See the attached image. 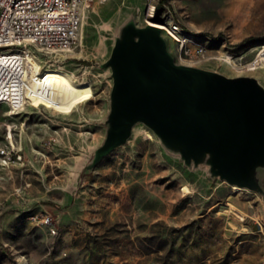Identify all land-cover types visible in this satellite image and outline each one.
Masks as SVG:
<instances>
[{
	"label": "rangeland",
	"instance_id": "1",
	"mask_svg": "<svg viewBox=\"0 0 264 264\" xmlns=\"http://www.w3.org/2000/svg\"><path fill=\"white\" fill-rule=\"evenodd\" d=\"M160 1L205 45L193 66L264 87V62L247 67L264 48V0ZM130 21L146 25L143 0L96 1L75 48L37 52L43 70L91 90L71 113L31 101L7 116L0 104V148L13 150L0 181V264H264V195L187 166L146 125L85 170L107 133L113 79L102 64Z\"/></svg>",
	"mask_w": 264,
	"mask_h": 264
},
{
	"label": "water",
	"instance_id": "2",
	"mask_svg": "<svg viewBox=\"0 0 264 264\" xmlns=\"http://www.w3.org/2000/svg\"><path fill=\"white\" fill-rule=\"evenodd\" d=\"M102 66L113 79L107 133L85 170L142 123L187 166L207 165L212 177L264 195V87L256 78L178 64L159 28L132 21Z\"/></svg>",
	"mask_w": 264,
	"mask_h": 264
},
{
	"label": "built area",
	"instance_id": "3",
	"mask_svg": "<svg viewBox=\"0 0 264 264\" xmlns=\"http://www.w3.org/2000/svg\"><path fill=\"white\" fill-rule=\"evenodd\" d=\"M96 1L101 0H0V104L17 109L26 105L27 56L37 58V52L61 54L75 48L85 12ZM143 2L145 23L158 26L162 37L173 41L180 62H201L206 48L198 37L175 21L160 0ZM12 154V149L0 148V164L13 161ZM42 221L49 224L50 219Z\"/></svg>",
	"mask_w": 264,
	"mask_h": 264
},
{
	"label": "bare ground",
	"instance_id": "4",
	"mask_svg": "<svg viewBox=\"0 0 264 264\" xmlns=\"http://www.w3.org/2000/svg\"><path fill=\"white\" fill-rule=\"evenodd\" d=\"M146 25L158 28V26L153 23ZM259 60L264 62V48L261 50L258 59L247 67L256 69L259 66ZM226 61L228 62L227 59ZM27 69L26 96L28 102L34 101L38 105L45 106L50 110L66 115L71 113L78 104L86 102L92 97L91 90L88 87H80L75 84L71 76H59L58 71L43 70L35 56H27ZM23 110L24 109L20 110L15 107H10L8 114L20 113ZM11 146L14 149L16 148L14 145Z\"/></svg>",
	"mask_w": 264,
	"mask_h": 264
},
{
	"label": "crops",
	"instance_id": "5",
	"mask_svg": "<svg viewBox=\"0 0 264 264\" xmlns=\"http://www.w3.org/2000/svg\"><path fill=\"white\" fill-rule=\"evenodd\" d=\"M6 115L9 116L8 111H7ZM7 127H8V124H7ZM6 131H7V132H6V134H5V138L7 139V141L9 142V144H12V145H13V143H10V142H11V139H10V137H9V134H8L9 131H8L7 128H6ZM12 140H13V139H12ZM12 142H14V141H12ZM3 172H4V166L0 164V179H1L0 181H1V182L3 181V178H4L3 175H2ZM1 184H2V183H1Z\"/></svg>",
	"mask_w": 264,
	"mask_h": 264
}]
</instances>
